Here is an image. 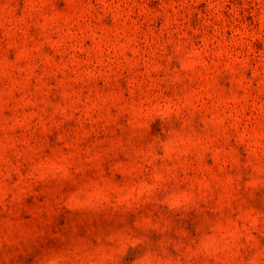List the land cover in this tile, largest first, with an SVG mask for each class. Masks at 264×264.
<instances>
[{
	"label": "rangeland",
	"instance_id": "374dc122",
	"mask_svg": "<svg viewBox=\"0 0 264 264\" xmlns=\"http://www.w3.org/2000/svg\"><path fill=\"white\" fill-rule=\"evenodd\" d=\"M141 225L264 264V0H0V264H145Z\"/></svg>",
	"mask_w": 264,
	"mask_h": 264
},
{
	"label": "snow or ice",
	"instance_id": "6c2138e0",
	"mask_svg": "<svg viewBox=\"0 0 264 264\" xmlns=\"http://www.w3.org/2000/svg\"><path fill=\"white\" fill-rule=\"evenodd\" d=\"M161 199H163L164 193H158ZM145 215H147V209L144 210ZM128 224L131 221H127ZM153 223H155V218H153ZM127 236H133L140 238L141 243L138 246H129V259L132 258H145V264H148L149 259L154 261V254L158 253L159 249L154 243L152 229L148 226L141 225L140 227H131L125 232Z\"/></svg>",
	"mask_w": 264,
	"mask_h": 264
}]
</instances>
